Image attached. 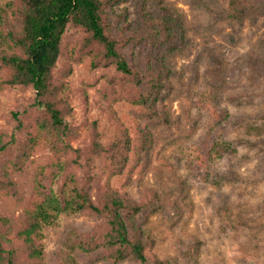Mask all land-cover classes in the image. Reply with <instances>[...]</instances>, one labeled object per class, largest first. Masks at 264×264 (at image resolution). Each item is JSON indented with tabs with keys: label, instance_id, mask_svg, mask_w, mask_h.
Here are the masks:
<instances>
[{
	"label": "rangeland",
	"instance_id": "1",
	"mask_svg": "<svg viewBox=\"0 0 264 264\" xmlns=\"http://www.w3.org/2000/svg\"><path fill=\"white\" fill-rule=\"evenodd\" d=\"M227 2L145 0L152 17L175 23L174 33L183 43L164 59L171 71L172 90L158 108L159 119H149L123 99L106 96L113 69L91 71L85 60L71 62L67 78L70 124L96 123L103 145L118 138L131 141L129 162L121 176L102 177L104 159L93 163V199L105 183L143 203L156 194L161 210L142 228L155 239L152 259L166 260V264H183L173 259H180L189 245L199 252L198 263L191 264H264V11L230 22L224 16ZM141 5V0H121L114 13L126 14L137 26ZM76 34L67 32L69 52ZM61 62L65 59H59L57 68ZM33 96L31 89L18 87L0 91V132H13V113L22 111ZM221 111L231 115L220 121L219 127H227L224 137L238 154L221 159L204 181L193 162L207 130L213 125L214 132L220 129L215 120ZM244 125L256 129L246 136ZM148 141L151 144L146 149ZM49 156L48 151L33 156L15 176L22 202L16 198L2 201V215L20 216L31 193L33 175ZM137 219L142 223L140 216ZM80 225L88 229L99 226L100 221L82 215L63 216L60 229L45 231L47 264L60 263L52 254L58 241ZM69 254L74 262L64 264H90L91 257L73 251ZM91 264L110 263L93 258Z\"/></svg>",
	"mask_w": 264,
	"mask_h": 264
},
{
	"label": "trees",
	"instance_id": "2",
	"mask_svg": "<svg viewBox=\"0 0 264 264\" xmlns=\"http://www.w3.org/2000/svg\"><path fill=\"white\" fill-rule=\"evenodd\" d=\"M120 1L0 0V91L18 87L34 93L22 111L13 113V132H0V204L10 198L22 202L15 176L33 156L50 153L46 164L33 175L20 216L14 219L0 212V264H47L45 231L60 229L63 216L77 215L100 221V225L88 229L80 225L72 234L65 232L52 253L59 264L74 262L69 251L91 257L90 264L93 258L110 264L167 263L152 259L155 239L142 228L161 210L156 194L143 203L105 183L95 199L91 195L93 163L104 159L102 177L121 176L129 162V138L103 145L96 123L75 126L67 121L71 62L83 60L91 71L114 70L106 96L140 108L149 119L161 117L159 106L172 90L171 71L164 59L183 43L174 33L175 23L152 17L145 0H141L137 26L126 14L114 13ZM263 11L264 0H228L224 16L239 22ZM69 30L77 33L70 52ZM59 59L65 62L57 68ZM217 116L215 126L220 129L214 132L213 125L207 130L193 162L204 181L221 159L238 154L224 137L227 127H219L231 115L221 111ZM245 128L249 131L246 136L256 129ZM150 144L148 141L144 148L149 149ZM198 253L195 245H189L173 262L198 263Z\"/></svg>",
	"mask_w": 264,
	"mask_h": 264
}]
</instances>
